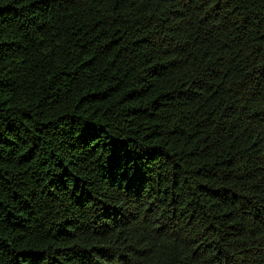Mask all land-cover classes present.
I'll return each instance as SVG.
<instances>
[{
    "label": "trees",
    "instance_id": "16d2710c",
    "mask_svg": "<svg viewBox=\"0 0 264 264\" xmlns=\"http://www.w3.org/2000/svg\"><path fill=\"white\" fill-rule=\"evenodd\" d=\"M0 264H264V0H0Z\"/></svg>",
    "mask_w": 264,
    "mask_h": 264
}]
</instances>
